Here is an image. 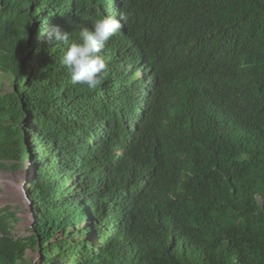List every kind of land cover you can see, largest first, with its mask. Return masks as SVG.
Segmentation results:
<instances>
[{"label":"trees","instance_id":"trees-1","mask_svg":"<svg viewBox=\"0 0 264 264\" xmlns=\"http://www.w3.org/2000/svg\"><path fill=\"white\" fill-rule=\"evenodd\" d=\"M153 1L196 43L211 18L214 36L248 25L246 45L178 51L147 91L124 35L102 69L101 0H0V168L35 170L30 235L0 209V264H264V0Z\"/></svg>","mask_w":264,"mask_h":264},{"label":"clouds","instance_id":"clouds-1","mask_svg":"<svg viewBox=\"0 0 264 264\" xmlns=\"http://www.w3.org/2000/svg\"><path fill=\"white\" fill-rule=\"evenodd\" d=\"M94 1L98 3L100 0ZM101 2L105 18L97 25L102 29L103 36L94 37L92 43L98 52L102 69L108 70V64L111 62L107 54L108 43L115 35L117 37L124 35L125 49L119 55L122 68L126 70L130 79L139 80L141 87L147 91L156 88V78L152 69L161 68L170 59H179L178 51L199 59L207 50L213 59L221 60L232 57L246 45L243 37L248 34V25L229 31L223 36H214V22L211 18L202 30L203 43L190 40L183 29V24L177 25L172 20V13L177 8L172 2L161 5L150 0L145 4L146 8L140 9L130 25L124 22L127 0ZM120 9L123 21L120 19ZM106 30L109 31V35L105 34Z\"/></svg>","mask_w":264,"mask_h":264},{"label":"rangeland","instance_id":"rangeland-1","mask_svg":"<svg viewBox=\"0 0 264 264\" xmlns=\"http://www.w3.org/2000/svg\"><path fill=\"white\" fill-rule=\"evenodd\" d=\"M33 171H35L34 167L29 166V161L24 162L18 170L0 168V209L11 206L12 210H16L18 223L14 224L15 231L12 233L17 238L29 236V229L33 227L34 223L30 206L26 202V187L30 178L34 177L32 176ZM26 258L36 264L40 261V254L28 250Z\"/></svg>","mask_w":264,"mask_h":264},{"label":"water","instance_id":"water-1","mask_svg":"<svg viewBox=\"0 0 264 264\" xmlns=\"http://www.w3.org/2000/svg\"><path fill=\"white\" fill-rule=\"evenodd\" d=\"M27 204L30 206V209H31V213H32V215H33V218L35 219V214H34V205H33V203L32 202H30V200L29 199H27Z\"/></svg>","mask_w":264,"mask_h":264},{"label":"bare ground","instance_id":"bare-ground-1","mask_svg":"<svg viewBox=\"0 0 264 264\" xmlns=\"http://www.w3.org/2000/svg\"><path fill=\"white\" fill-rule=\"evenodd\" d=\"M21 202H23V201H21Z\"/></svg>","mask_w":264,"mask_h":264}]
</instances>
